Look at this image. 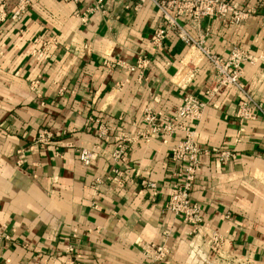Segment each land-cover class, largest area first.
Instances as JSON below:
<instances>
[{"label": "crops", "instance_id": "0c3cea01", "mask_svg": "<svg viewBox=\"0 0 264 264\" xmlns=\"http://www.w3.org/2000/svg\"><path fill=\"white\" fill-rule=\"evenodd\" d=\"M249 10L239 24L205 17L186 29L222 57L242 46L245 89L264 108V0H230ZM0 264H217L206 235L224 239L223 264H264V114L237 116L243 94L232 85L207 96L213 67L186 63L191 48L176 33L161 49L162 26L152 2L137 0H0ZM23 7L17 18L15 12ZM47 50L48 57L33 53ZM146 55L145 79L105 61L135 64ZM187 94L204 101L193 123L202 148L191 196L203 209L201 234L165 209L173 171L171 142L137 135L147 107L170 119ZM92 119V120H91ZM98 119V121H97ZM99 122L109 139L97 136ZM50 133L40 141L42 131ZM130 136L126 161L112 154L115 137ZM81 148L97 157L89 166ZM236 158L221 162V151ZM120 170L117 173L115 170ZM158 185L150 199L143 182ZM152 243L167 257L151 258Z\"/></svg>", "mask_w": 264, "mask_h": 264}, {"label": "built area", "instance_id": "2783aa9c", "mask_svg": "<svg viewBox=\"0 0 264 264\" xmlns=\"http://www.w3.org/2000/svg\"><path fill=\"white\" fill-rule=\"evenodd\" d=\"M97 1L101 6L103 0ZM148 1L156 5L162 13V26L158 27L151 37V42L157 49L162 48L164 40L169 34L176 33L184 40L186 46L191 48L186 63L205 60L213 67V86L207 90V96L210 97L224 86L232 85L243 94L237 109L239 118L253 120L257 118L260 112L264 114L263 106L256 101L252 92L245 89L241 80L243 63L253 61L252 54L242 46H234L227 57H222L206 45L203 36L194 39L186 29L189 22L192 25L199 26L201 20L205 17H215L225 23L239 24L248 19L249 10L236 7L230 0H137L134 9H139L142 4ZM22 10L23 7H20L13 18H17ZM2 12L3 4L0 3V14ZM33 53L39 57L49 56L48 51L43 49L34 48ZM149 63L150 58L146 55L140 56L136 63L131 65L119 60L115 63L105 61L106 65L116 64L128 68L130 71L138 72V80L140 81L145 79V69ZM204 106V101L199 100L192 94H187L183 99V103L170 119H165L162 112L147 107L143 119L148 125V129L137 134L145 140L157 136L164 143H167L176 135H181L180 138L175 137L176 140L171 142L170 146L171 160L178 166V169L172 173L176 177V181L171 186L165 202V209L178 219L191 225L192 233L195 236L201 234L206 219L202 205L191 196L195 178L201 169L199 156L202 153V148L194 139L191 127L194 122L201 119ZM49 136L50 133L44 130L41 132L39 139L40 141H46ZM97 136L104 141L109 139V128L102 122H99L97 126ZM115 139L116 146L112 154L113 160L125 162L132 138L123 134L115 137ZM78 156L84 165L89 166L96 159L97 152L92 149L81 148L78 150ZM234 158H236V153L229 150L221 151L219 155V161L221 162L230 161ZM115 171L121 173L120 170L116 169ZM143 184L149 192L150 199L155 201L159 193L157 183L147 180ZM5 229L6 225H0V238L9 239ZM206 239L217 264H223L221 248L224 239L222 236L213 231L211 234L206 235ZM152 248L150 257L156 263L163 261L169 253L164 244L152 243ZM65 264H81V262L74 259Z\"/></svg>", "mask_w": 264, "mask_h": 264}]
</instances>
